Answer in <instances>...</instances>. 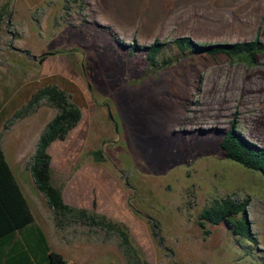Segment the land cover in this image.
I'll use <instances>...</instances> for the list:
<instances>
[{"label": "rangeland", "instance_id": "rangeland-1", "mask_svg": "<svg viewBox=\"0 0 264 264\" xmlns=\"http://www.w3.org/2000/svg\"><path fill=\"white\" fill-rule=\"evenodd\" d=\"M176 38L264 44V0H0V148L66 264L126 263L114 235L55 227L33 187L25 165L55 110L41 100L12 117L51 83L80 110L65 139L47 148L50 184L66 205L124 225L147 264H264V177L218 148L232 126L264 149V59L246 65L172 50L149 66L139 51ZM213 199L246 201L253 244L221 225L198 226Z\"/></svg>", "mask_w": 264, "mask_h": 264}, {"label": "trees", "instance_id": "trees-1", "mask_svg": "<svg viewBox=\"0 0 264 264\" xmlns=\"http://www.w3.org/2000/svg\"><path fill=\"white\" fill-rule=\"evenodd\" d=\"M172 50H175L177 55L206 56L211 59L223 57L246 65H254L264 59V44L257 40L234 44L197 45L187 38H176L168 44L153 42L139 49L149 62V66H155L159 56ZM41 100L48 103L55 110V114L39 133L25 166L34 189L45 200L55 227L62 229L66 225L78 223L87 228L101 230L107 235H114L119 241L126 264H147L131 244L124 225L111 221L104 215L66 205L59 189L51 186L50 157L47 148L52 142L65 139L68 132L78 123L80 110L77 104L70 101L65 90L51 83L37 89L22 111L15 113L12 118H23L28 115ZM218 148L225 159L247 170L258 172L264 177V149L247 141L232 126L221 133ZM96 156L100 158L99 152ZM245 206V200L234 203L229 199H213L197 216L198 226L202 228L204 223L221 225L232 236L253 244L255 240L249 231L244 213ZM151 228L156 230L157 227L151 225ZM151 235L153 238H159L158 231H151ZM0 264H64L62 257L49 249L42 231L35 224L1 150Z\"/></svg>", "mask_w": 264, "mask_h": 264}, {"label": "crops", "instance_id": "crops-1", "mask_svg": "<svg viewBox=\"0 0 264 264\" xmlns=\"http://www.w3.org/2000/svg\"><path fill=\"white\" fill-rule=\"evenodd\" d=\"M0 150H1V152L3 151L2 150V148H0ZM3 154V153H2ZM29 174V173H28ZM14 178V177H13ZM15 180V179H14ZM32 181V180H31ZM16 182V181H15ZM16 184H17V182H16ZM19 187V186H18ZM20 189V188H19ZM21 191V190H20ZM22 193V192H21ZM23 195V194H22ZM24 197V196H23ZM25 199V198H24ZM26 201V200H25ZM27 203V202H26ZM28 205V204H27ZM30 210V209H29ZM33 217V216H32ZM33 220H34V218H33ZM37 225V224H36ZM38 226V225H37ZM39 227V226H38ZM40 228V227H39ZM41 230V229H40ZM42 231V230H41ZM42 233H43V231H42ZM43 235H44V233H43ZM45 237V236H44ZM46 239V238H45ZM46 242H47V240H46ZM48 245V244H47ZM54 252V251H53ZM56 253V252H55ZM58 254V253H57ZM60 255V254H59ZM61 256V255H60ZM62 260L64 261V259L62 258ZM64 264H66L65 262H64Z\"/></svg>", "mask_w": 264, "mask_h": 264}]
</instances>
